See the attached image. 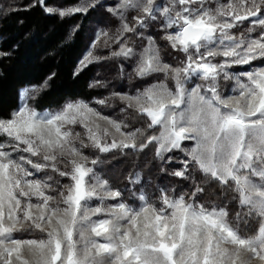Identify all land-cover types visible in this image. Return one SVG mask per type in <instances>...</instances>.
<instances>
[{"label":"snow or ice","instance_id":"1","mask_svg":"<svg viewBox=\"0 0 264 264\" xmlns=\"http://www.w3.org/2000/svg\"><path fill=\"white\" fill-rule=\"evenodd\" d=\"M38 2L60 17L102 6L99 0L64 9ZM108 12L119 27L114 36L98 33L93 47L115 43L112 57H139L137 78L164 77L135 95L112 94L125 105L121 111L146 118V128L125 131L123 121L84 101L43 113L24 103L0 118V137L6 138L0 142V264H264V0H116ZM246 21L249 27L237 35ZM153 23L163 32L160 39L184 54L178 66L164 63L157 40L141 31ZM128 34L147 40L139 53ZM99 59L89 52L81 63ZM256 61L260 66L252 67ZM245 65L251 70L233 71ZM228 83L233 86L226 95ZM157 128L158 134H147ZM152 144L161 161L174 149L187 157L171 175L188 180L193 169L204 181L190 194L159 189L155 200L141 189L134 206L95 170L99 156L83 151L143 152ZM127 180L140 184V173ZM205 182L234 193L235 220L257 219L255 233L241 235L226 207L198 202ZM31 229L45 238L15 235Z\"/></svg>","mask_w":264,"mask_h":264},{"label":"trees","instance_id":"2","mask_svg":"<svg viewBox=\"0 0 264 264\" xmlns=\"http://www.w3.org/2000/svg\"><path fill=\"white\" fill-rule=\"evenodd\" d=\"M78 0H46V6L56 4H75ZM112 0H99V5L88 13H76L60 17L58 13L49 14L38 0H0V118H10L18 106L19 91L25 86H36L27 103L37 111L58 110L69 101L105 100V104L97 103L95 109L101 114L123 121L128 128H146V118L139 117L131 109L121 111L125 105L113 97L125 88L140 86L136 76H127L120 67V58L112 57L106 51H97L99 60L80 67V60L88 48L97 28L105 23L116 24L106 13V3ZM111 24V25H112ZM240 30L243 28L240 27ZM161 55L170 64L179 63L184 58L182 52L172 50L166 41L161 40L159 33L154 32ZM135 45L139 38L128 34ZM126 68V67H125ZM47 81L46 87H41ZM94 85V86H93ZM159 129L149 130L148 135L158 134ZM6 138L0 137V142ZM85 153L95 158L99 156L100 163L95 167L101 176L108 180L114 189L123 193L126 202L138 206L136 196L142 189L150 199L155 200L159 189L174 190L175 195L190 194L195 184L204 181L203 175L190 169V178L184 180L171 175L175 170L183 168L182 161L187 159L180 150L164 154L161 161L155 157V144L143 152L131 149L120 152L99 153L93 149H84ZM172 159L169 161L168 157ZM161 169H164L162 171ZM34 171V170H32ZM129 173H140L141 182L138 185L129 184ZM47 175H54L51 171ZM35 177L46 178L45 173H36ZM195 183L193 181V178ZM62 184L69 183L66 178L56 176ZM205 187L204 193L198 197V202L206 206L213 204L226 207L229 219L234 227H239L241 235H251L258 228L257 219H249L248 223L237 222L235 214L240 209L238 202L233 200L234 193H222L215 183ZM55 195V193H53ZM39 231L16 233L17 238L36 237Z\"/></svg>","mask_w":264,"mask_h":264},{"label":"rangeland","instance_id":"3","mask_svg":"<svg viewBox=\"0 0 264 264\" xmlns=\"http://www.w3.org/2000/svg\"><path fill=\"white\" fill-rule=\"evenodd\" d=\"M112 1H114L113 4H111V2L106 3V6H105L106 13H109V12H108V8H109V7H112V6L115 5L116 0H112ZM79 3H80V0H78L75 4H67V5H64V4H56V5L47 6V7H55V8H57V9H64V8L73 7V6H75V5L79 4ZM109 15H110L111 21H113L112 19H114V22H116V24L114 25V24H112V23L109 22V23H105V26L97 28V31L95 32V34H94V36H93V39L91 40V42H90L88 48L85 50V52H84V54H83V56H82V58H81V60H80V63H79V66H80V67H83V65H82L81 62L85 60V57L88 55L89 52H92L94 56L99 57V54H98V52H97L98 50H99V51H106V53L109 54V55H111V53H112L113 51H117V50H118L119 46H118L117 44H115V43H111V42H110V46H109V47H105L104 44H103V41H100L95 47H93L94 42L97 40V34H98V33H100V32H108L110 36H114V35L116 34V30H117V28L119 27V20H118L116 17H113L110 13H109ZM251 19H253V18H250V20H251ZM111 24H112V25H111ZM249 25H250V21H246V22H244V23L241 25V27H242L243 29H242V30H240V29L235 30V31H236V34L239 35L240 32L246 30V29L249 27ZM141 31L144 33L145 36L152 35L155 39H156V37H155V33H154V32H158L160 37L163 35V32H162V30L160 29V26H159L158 23L150 24L147 28H145V29H141ZM258 31H259V30H257V33H254L253 35H257V34H258ZM137 37H138V36H137ZM138 38H139V37H138ZM156 40H157V39H156ZM128 43H129V46H130V47H133V48L135 49V51H136L137 53H139V52L142 50V48L147 44V40H141V39L139 38V42L135 45V44L132 43V42L130 41V39H129ZM157 43H158V42H157ZM160 56H161V59H162V61H163L164 63L170 64L169 62L165 61V59L162 57V55H161V50H160ZM183 56H184V54H183ZM116 58H117V59L120 58V62L123 63V64L120 65V67L123 68V69L125 70L127 76H131V75H132V76H133V75L135 76V74H134V72H133V69H134V67H135L136 60L139 58L138 56H137V57H134V58L131 59V60H126V59H124L123 57H116ZM184 59H185V57H184L182 60H184ZM182 60H181V61H182ZM85 63H87V62L85 61ZM87 64H88V63H87ZM179 64H180V62H179V63H176V64H174V63L172 64V63H171L170 65H172V66L175 67V66H178ZM260 64H261L260 61H256V62L253 63L252 67L260 66ZM125 67H126V68H125ZM248 70H251V69H250V67L247 66V65H245V66H238V67H236V68L233 69V71H235V72L248 71ZM163 79H164V77H163L162 74H160L159 76L147 77V78H145V79H140V78H138V83H139V82L141 83L139 87H138V86H134V87L132 86V88H134V89L131 90V88L127 86V88H125V90H122V91H120V92H118V93H121V94H129V95H135L138 91H142V90H143L144 88H146L148 85L153 84V83H157L158 80H163ZM168 83H169L170 86H173L171 81H168ZM197 83H198V81H197ZM222 83H223V82H222ZM232 86H233V85H232L231 83H228V84H226V85L224 86V91H225V94H226V95L230 93V90H231V87H232ZM189 87H191V85H189ZM36 89H37L36 86H25V87H22V88L20 89V91H19V101H18V106L16 107V109H15L14 111L18 110L19 107L22 106L24 103H27V99H28V97H29L32 93H34V91H35ZM26 90L28 91V95H27V96H24L23 94H24V92H25ZM75 101H82V100H75ZM75 101H69V102H67L65 105H67L68 103L75 102ZM84 102H85V101H84ZM85 103L89 104V106H90V107H93V108H95L96 105H97V101H95V100H92V102H90V103H88V102H85ZM27 104H28V103H27ZM65 105H64V106H65ZM64 106L61 107L60 109H58V110H54V111L43 110V111H38V112H41V113H43V112H57V111L61 110L62 108H64ZM36 111H37V110H36ZM99 113H100V112H99ZM100 114H101V113H100ZM101 115H102V116L109 117V118L112 119V120H115V121L120 122V120L114 119V118H112V117H110V116H107V115H104V114H101ZM75 131H77V132H83V129L80 128L79 126H76ZM125 131H131V129L127 128V129H125ZM182 145L185 146V147H191V142H189V141H185V142H182ZM156 147H157V145H155V150H156ZM174 150H175V149H174ZM176 150H178V149H176ZM172 151H173V150H172ZM84 154L87 155V156H89L90 158H95L94 156L91 157L89 154H87V153H85V152H84ZM25 155H26V154H25ZM34 159H35V158H34ZM89 166H91V165H89ZM95 170L99 173V171H98V169H97L96 167H95ZM99 174H100V173H99ZM100 175H101V174H100ZM34 178H37V179H45V178H41V177H34ZM67 180H68V179H67ZM95 203H96V202L94 201V202H93V206H95ZM41 238H45V234L39 231V233H38V235H37L36 237H31V238H25V237H24V238H21V239H37V240H39V239H41Z\"/></svg>","mask_w":264,"mask_h":264}]
</instances>
